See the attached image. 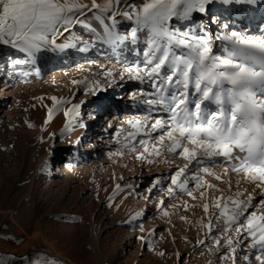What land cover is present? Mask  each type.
I'll use <instances>...</instances> for the list:
<instances>
[{"label":"rangeland","instance_id":"rangeland-1","mask_svg":"<svg viewBox=\"0 0 264 264\" xmlns=\"http://www.w3.org/2000/svg\"><path fill=\"white\" fill-rule=\"evenodd\" d=\"M82 2L90 4L91 0ZM128 2L138 5L140 0ZM258 2L264 0L247 5L233 3L220 9H215L213 4L218 2H214L207 6L206 13H193L190 21L175 22L174 26L187 31L203 24L211 34L236 31L264 36V17L259 16ZM116 19L120 33L127 34L134 26L123 16ZM110 24L107 19L101 23L93 13H87L85 25L70 26L73 33L57 36V46L49 44L32 60L19 49L0 44V56H6L0 57V264H34L37 261L40 264H49V261L53 264H232L231 259H220L221 254L229 252L227 244L213 247V239L220 237L219 232L214 231L205 246L198 244L207 234L201 223H208L209 217L216 213L210 208L209 217L205 216L202 205L206 201L200 198V192L205 189H197L194 182L189 181V190L196 199L178 190L174 198L167 195L169 169L175 171V166L185 161L170 156L169 163H164V158L160 157L148 164L135 159V153L121 149L117 143L118 130L131 131L123 123L125 120L143 118L149 112L142 102L147 97L137 95L136 100H131L129 96L140 90L150 92L151 88L147 83L127 77L121 80L120 76L109 84L111 78L101 75L104 69L123 74L126 67L137 65L145 46V33L138 34L141 43L136 45L130 40L117 45L105 42L103 33ZM64 43L75 46L58 47ZM85 46L87 50L80 51ZM223 48L224 42H214L217 54ZM85 79L99 82L101 90L87 94L85 84L72 83ZM5 85L9 87L4 88ZM10 88L19 90L18 94L12 93ZM102 95L104 100L100 102ZM51 97L68 103L54 108ZM113 103L121 112L118 109L120 115L112 116V126L107 133L101 134L102 142L95 141L93 136L97 132L81 140L83 129L79 123L90 114H98L97 122L100 119L103 123L107 113L112 115ZM73 104L81 105L79 115L76 122L65 128L64 112ZM152 115L162 113L152 110ZM95 125L102 127L99 123ZM69 144L74 145L66 147ZM99 144L102 150L95 149L91 153L89 148ZM85 147L89 151H84ZM118 151H123L124 155H117ZM61 155L67 158H60ZM206 166L223 179L221 182L213 175L200 173L197 168L191 169L219 189L206 191L207 202L211 203L212 197H227L235 191L247 190L256 197L255 207L249 211H261L256 201L264 200V195L252 188V184L242 181L238 188L237 181L242 180L240 175L231 172L224 175L223 165L206 163ZM154 177H162L161 185L150 200H143ZM161 200L165 202L168 216H163L156 208ZM183 204H187V209L174 207ZM137 214L139 218L129 223V217ZM221 223V220H212L215 227ZM141 225L143 231H140ZM225 235L237 241L234 230ZM250 242L244 233L232 245L238 249L236 264H258L255 260L258 253L248 248ZM159 252L164 256L157 255ZM245 256L249 258L247 262Z\"/></svg>","mask_w":264,"mask_h":264},{"label":"snow or ice","instance_id":"snow-or-ice-1","mask_svg":"<svg viewBox=\"0 0 264 264\" xmlns=\"http://www.w3.org/2000/svg\"><path fill=\"white\" fill-rule=\"evenodd\" d=\"M214 2L240 5L256 4L257 0H140L138 5L128 0H103L102 3L91 0L90 4L82 0H0V44H9L32 60L49 44L57 46L56 37L70 32V26L85 25L87 13H93L101 23L104 19L111 21L103 39L113 45L129 40L134 45L139 44L138 34L145 33L142 59L137 65L126 67L123 74L107 69L101 72L111 78L109 84L120 76L121 80L127 77L147 83L151 88L150 92L140 90L129 96L131 100H136L137 95L147 97L142 102L149 112L143 118L125 120L123 123L131 131L118 130L117 143L121 149L135 153V159L148 164L160 157L164 158V163L170 162V156L183 159L185 163L176 165L175 171L169 169L168 197L174 198L178 190L196 199L189 190V181H192L197 189H205L200 192V198L206 201L202 205L205 216L209 217L210 208L216 210L208 223H201L207 234L198 244L205 246L213 232H219L220 237L213 239V247L227 244L229 252L221 254L220 259H231L232 264H236L238 249L232 245L246 233L251 241L248 248L258 253L255 254L258 264H264V200L256 201L261 205L260 212L249 211L255 207L256 197L247 190L235 191L227 197H212L209 203L206 191L219 189L206 183L202 175L191 172L192 168H197L200 173L213 175L223 182L222 176L215 175L206 163L223 165L224 175L231 172L242 177L237 181L238 188L242 181H247L264 195V36L236 31L211 34L203 24L187 31L174 26L175 22L190 21L193 13H206L207 6ZM117 16H123L134 25L127 34L118 31ZM215 41L224 42L220 54L214 50ZM74 46L72 43L58 45L61 49ZM86 50L87 46L80 49ZM72 83L85 84L87 94L101 90L99 82L87 79ZM51 100L54 108L68 103L57 97ZM80 107L73 104L65 110V128L76 122ZM152 110L162 115H152ZM49 111L51 113L52 109ZM79 126L86 127L82 122ZM116 154L123 156L124 152ZM161 180L162 177L153 178L148 195L143 197L145 200L151 199ZM228 189L232 190L231 182ZM164 203L161 200L156 208L163 216H168ZM174 207L187 209L188 206ZM138 218L139 214L131 216L128 222ZM213 219L222 223L215 227ZM143 230L141 225L140 231ZM232 230L237 233V241L225 235ZM139 239L144 240V237ZM157 255L164 256V253ZM244 259L247 262L249 258Z\"/></svg>","mask_w":264,"mask_h":264},{"label":"bare ground","instance_id":"bare-ground-1","mask_svg":"<svg viewBox=\"0 0 264 264\" xmlns=\"http://www.w3.org/2000/svg\"><path fill=\"white\" fill-rule=\"evenodd\" d=\"M213 5H215V9H217V8H226V6L224 5V4H221V3H217V4H213ZM247 5V4H246ZM229 6V5H228ZM259 9V11H258V13H259V16L261 17V15L264 17V2H258V6H257ZM247 8V7H246ZM236 9V8H235ZM227 10V9H226ZM241 10V9H240ZM249 11H250V9H248ZM209 11V10H208ZM229 11V10H228ZM247 11V10H246ZM238 13V12H237ZM232 14V13H231ZM245 14V13H244ZM247 14V13H246ZM240 15V14H239ZM248 16V15H247ZM244 19V18H243ZM264 19V18H263ZM241 20V19H240ZM221 24V23H220ZM236 25V24H235ZM75 26V25H74ZM77 26V25H76ZM128 28V27H127ZM81 29V28H80ZM126 29V28H125ZM263 29V28H262ZM77 30V29H76ZM127 30V29H126ZM125 30V31H126ZM73 31V30H72ZM71 31V32H72ZM75 31V30H74ZM123 32H124V30H123ZM67 33V32H66ZM73 33V32H72ZM72 33H70V34H72ZM122 33V32H121ZM69 34V33H68ZM67 36V35H66ZM8 51V50H7ZM8 53V52H7ZM0 57H6V56H0ZM9 57V56H8ZM12 71V70H11ZM4 88H7V87H9V86H3ZM13 90L14 88H10V90ZM109 89V88H108ZM19 91V90H18ZM18 91L16 92V90H13V92L12 93H14V92H16L17 94H18ZM9 92V94L11 93L10 91H8ZM15 94V93H14ZM11 95H13V94H11ZM108 99V98H107ZM99 100H100V102H102V100H104V95H102L100 98H99ZM105 101H106V96H105ZM114 104V109H113V113H112V115L111 116H109V113H107L106 115H105V117H104V121H103V123H102V121L99 119V121L97 122V118H98V114L97 115H95V116H93L94 114H90V115H88L87 116V118L85 119V120H83L82 121V123H84L85 125H86V127H84V128H82L83 130L81 131V140H82V138L85 136V137H88L89 135H93L95 132H97V134L95 135V136H93L94 138H95V141L96 142H98V143H100V142H102V139H101V134L102 133H107V130H108V128L109 127H111L112 125H111V120H112V118L113 117H115V115L116 114H118V105L116 104V103H113ZM127 108V107H126ZM128 109V108H127ZM95 110V109H94ZM124 110V109H123ZM96 111H98V108H97V110ZM121 111H120V109H119V113H120ZM115 114V115H114ZM118 115H120V114H118ZM113 116V117H112ZM92 117H94L93 118V120H92ZM102 118V117H101ZM117 118V117H116ZM114 122V121H113ZM112 122V123H113ZM96 123H99V124H101L102 125V127L101 128H96L97 126L95 125ZM90 125V126H89ZM111 125V126H110ZM96 126V127H95ZM92 131L91 133H89V131ZM110 131V130H109ZM89 133V134H88ZM91 140H92V138H91ZM83 142V141H82ZM83 144V143H82ZM93 144V146H94V143H92ZM92 144H91V146H92ZM72 145H74V144H69V145H67L66 147H70V146H72ZM90 145V144H89ZM102 148H103V146H102V144H99V145H96L95 147H91V148H89V150L91 151V153H93V151H95V149H97L98 151L97 152H99V151H101L102 150ZM85 150H87V151H89L88 150V148H84V151ZM102 156V155H101ZM103 157H104V155H103ZM59 158V157H58ZM60 158H67V156L66 155H61L60 156ZM85 158V157H84ZM100 159H103V158H100ZM102 161V160H101ZM104 161H106V160H103V162ZM52 164V163H51ZM129 177V176H128ZM135 180V179H134ZM132 181V180H131ZM131 183V182H130ZM129 183V184H130ZM136 184V183H135ZM138 184V183H137ZM130 185H132V183L130 184ZM136 186V185H135ZM255 187V185L254 184H252V188H254ZM256 188V187H255ZM257 191H259L258 189H257ZM142 195H143V193H142ZM141 196V195H140ZM143 197V196H142ZM141 197V198H142ZM143 200H144V198H143ZM142 202V201H141ZM144 208V207H143ZM147 208V207H146ZM143 210V209H142ZM10 262V261H9ZM8 264V263H7Z\"/></svg>","mask_w":264,"mask_h":264}]
</instances>
